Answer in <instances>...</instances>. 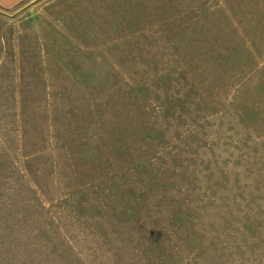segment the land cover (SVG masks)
Masks as SVG:
<instances>
[{
    "label": "rangeland",
    "instance_id": "374dc122",
    "mask_svg": "<svg viewBox=\"0 0 264 264\" xmlns=\"http://www.w3.org/2000/svg\"><path fill=\"white\" fill-rule=\"evenodd\" d=\"M31 1L0 10V264H264V0Z\"/></svg>",
    "mask_w": 264,
    "mask_h": 264
},
{
    "label": "crops",
    "instance_id": "0c3cea01",
    "mask_svg": "<svg viewBox=\"0 0 264 264\" xmlns=\"http://www.w3.org/2000/svg\"><path fill=\"white\" fill-rule=\"evenodd\" d=\"M29 0H0V10H8L16 7L18 4Z\"/></svg>",
    "mask_w": 264,
    "mask_h": 264
},
{
    "label": "water",
    "instance_id": "95a60500",
    "mask_svg": "<svg viewBox=\"0 0 264 264\" xmlns=\"http://www.w3.org/2000/svg\"><path fill=\"white\" fill-rule=\"evenodd\" d=\"M35 1H37V0H33V1H31L30 4H31V3H34ZM0 13H1V12H0ZM1 14H2V13H1ZM8 17H11V16H8Z\"/></svg>",
    "mask_w": 264,
    "mask_h": 264
}]
</instances>
